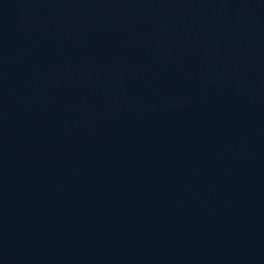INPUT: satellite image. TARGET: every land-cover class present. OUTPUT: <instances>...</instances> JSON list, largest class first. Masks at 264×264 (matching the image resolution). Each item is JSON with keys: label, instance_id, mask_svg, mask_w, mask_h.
<instances>
[{"label": "water", "instance_id": "1", "mask_svg": "<svg viewBox=\"0 0 264 264\" xmlns=\"http://www.w3.org/2000/svg\"><path fill=\"white\" fill-rule=\"evenodd\" d=\"M0 264H264V0H0Z\"/></svg>", "mask_w": 264, "mask_h": 264}]
</instances>
